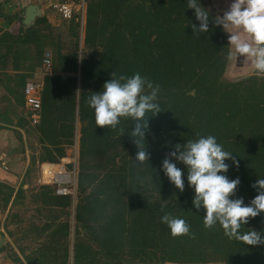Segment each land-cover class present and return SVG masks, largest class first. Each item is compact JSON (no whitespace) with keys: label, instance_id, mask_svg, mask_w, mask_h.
<instances>
[{"label":"trees","instance_id":"1","mask_svg":"<svg viewBox=\"0 0 264 264\" xmlns=\"http://www.w3.org/2000/svg\"><path fill=\"white\" fill-rule=\"evenodd\" d=\"M186 6V0H87L81 24L78 16L63 20L50 9L73 34L75 48L68 54L57 48L49 73L43 71L42 45L47 37L37 27L47 24L46 15L35 18L25 35L11 36L3 31L11 21L0 9V46L12 56V70L23 68L30 77L36 70L42 72L40 120L36 125L27 123L30 133L38 137L39 163L64 158V145L73 146L76 140V117L80 124L76 166L80 202L74 221L78 236L84 231L87 238L77 237L73 264H264V244L229 239L219 224L205 228L204 210L193 207L186 179L181 192L161 169L174 144L196 134H211L239 162L236 167L230 159L226 161L230 164L226 175L240 178L236 197L248 203L257 194L252 184L258 175L264 176V74L224 81L227 35L211 18L207 33H193L191 24L198 27L199 22ZM80 41L88 54L79 63ZM18 49L25 53L15 52ZM1 64L6 67L4 60ZM114 72L117 76L139 72L159 85L161 112L148 117L145 150L149 159L143 163L134 161L139 149L129 135L133 121L121 118L116 128L98 126L86 103L90 91H99ZM21 75L15 77H28ZM7 91L16 101H24L23 94L12 88ZM90 186L94 189L86 194ZM6 190L3 211L13 193ZM21 193L20 188L13 201ZM52 200L68 208L73 197L54 195ZM164 212L184 218L189 234L171 235L160 222ZM54 219L44 230L65 240L68 221L54 224ZM248 229L264 234V213L248 218L240 230ZM64 247L61 264L68 258Z\"/></svg>","mask_w":264,"mask_h":264},{"label":"clouds","instance_id":"2","mask_svg":"<svg viewBox=\"0 0 264 264\" xmlns=\"http://www.w3.org/2000/svg\"><path fill=\"white\" fill-rule=\"evenodd\" d=\"M186 8L194 10L199 26L191 24L193 33H207L210 18L228 34V58L243 57L252 70L264 74V0H231L222 15L211 17L210 10L201 0H186ZM150 90V91H146ZM159 85L139 72L132 75L111 74L99 91H90L86 103L94 112L95 124L101 127L116 128L121 118H130L134 126L129 135L138 146L134 161H148L145 150V133L149 127L148 117L161 112L158 103ZM144 144V147H141ZM225 150L214 135H198L176 143L162 161L161 169L169 182L181 192L187 185L192 189L191 203L197 210L203 208V225L212 228L219 224L224 235L246 245L264 244V234L255 229L241 231L248 218L264 213V176H259L252 184L257 194L245 203L243 197H236L240 184L237 176L230 179L226 173L239 162ZM183 164V169L177 166ZM186 174V175H185ZM235 197V198H233ZM163 211V206H162ZM160 222L166 224L173 236L186 235L190 225L182 217L164 212Z\"/></svg>","mask_w":264,"mask_h":264},{"label":"rangeland","instance_id":"3","mask_svg":"<svg viewBox=\"0 0 264 264\" xmlns=\"http://www.w3.org/2000/svg\"><path fill=\"white\" fill-rule=\"evenodd\" d=\"M212 2L213 0H205L204 7L208 8L211 14H214L213 11L214 7L212 6ZM28 4L35 5L37 7L40 6L42 8H45L46 10L45 15H47L48 17L47 24L46 25L39 24L37 27L41 29L43 36L47 37L45 38L47 40H45L42 47L44 48V54L47 52L50 53L51 63L54 61V54L57 48H59V50H61L62 53L64 54L73 52L75 48L74 47L75 40L73 34L71 33V31H69L67 26L62 23V21L56 16V14L52 10L46 8V3L43 0H0V9L3 10L4 14L11 21V23L9 25H6V27L3 29L7 30V32H9L11 36H17L21 32H23L21 35H25L24 34L25 28L33 26L35 23L34 22L35 19L33 21H29L28 23H26L27 25L24 22V12L26 8L30 6ZM25 6L27 7L25 8ZM77 21H79L81 24L80 17L79 20ZM2 25L3 24H1V27ZM81 39H82V35L80 34V40ZM15 52L20 53L21 55L25 53L24 49H18ZM11 53L14 54L13 51ZM86 54H88V52L86 51V49H84L83 46H81V41H80V46L77 53L79 63L85 57ZM232 64H233V59H229L227 67L222 77L223 80L226 82H235L239 79L250 76L254 73L252 69L251 70L250 69L247 70L246 68L234 69V65L232 67ZM49 72H51V69L48 70V73ZM31 75L33 76V74ZM28 77L29 79H27L28 81L26 80L27 82H37L39 80V77L37 76L33 78L32 77L30 78V76ZM79 92L80 90L78 89L77 93L79 94ZM77 99L79 102V97H77ZM28 128L30 129L31 127L28 126ZM79 129H80V124L76 117L75 143L73 146L64 145L65 157L59 159L57 163H50V162L38 163L41 147L38 145L37 134H35L34 132L30 133L29 135L30 139L28 141L29 142L28 149L31 152L29 157H30V164L32 165V169L30 170L32 171L31 174H29V177L25 176L26 179H24L23 182L25 184L27 183L29 184L28 186L29 189L27 190L28 196L26 197L27 199H25L24 197L22 201V206L12 204L10 206L9 214L7 215L6 219L5 216L2 215L3 212L2 214L0 212V215H2V218L0 220V228L3 229V234L5 235V237L6 236L8 237V243L4 247V248L7 247V252L6 251L1 252V256H0L1 257L0 261H2V263L8 262L10 260V262L12 261L13 263L25 264L27 260V259L25 260V256H26V258H30L31 260L33 259L35 260L34 262L39 264H61L62 261L61 250L63 249L62 247H64L65 245L67 246L68 256L71 259L73 254L72 248L73 245L77 243L78 240L77 237L80 238V236L82 237L84 236L85 239L87 238L85 236L84 231H81L79 236L77 231H75L76 223L74 221V214H75V209L77 208L80 202L77 186H76L77 192H75L73 197V199L75 200L71 201V203L73 202V206L70 205V207L68 208H63L59 206L60 204L59 201L54 202L50 198L51 193H53L54 188H56L54 184L47 183L50 184V186H52V191L51 189H46V187L39 185L41 182H43L42 173L45 169L48 168L46 167L47 164L54 165L53 167H51L53 169L49 170L50 172L51 171L57 172V170L64 169L62 166L64 167L71 166L76 168L77 158H78V148H79L78 146ZM30 131H32V128L30 129ZM37 151H38V155H34V153H36ZM32 158L33 160H31ZM45 174L44 177L50 178L47 177ZM77 176L78 175L76 170V176H75L76 184H77ZM97 180L99 181L100 178H98ZM35 184H38L40 188L37 189L38 185L36 186ZM95 185L96 183L94 184V186ZM94 186L88 187V189L86 190V194L90 193L94 189ZM100 198L102 201L104 200V196H101ZM26 202H29L30 204ZM2 209L3 207L1 208V211ZM5 212L7 211H4V214ZM12 215H15L16 218H13L11 220L8 219V217ZM51 217H56V219L53 220L55 221L54 224L68 221L69 236L65 240L60 234H55L54 231H50L48 233L44 232L45 226L50 223ZM11 221L14 224H12ZM3 223L5 226L6 223L8 224L7 230L3 227ZM58 235L61 236L60 239ZM88 242L90 245L94 247L92 241H88ZM9 252H11V255L9 254ZM7 255L9 256V258L7 257ZM19 256H21L24 259L25 261L24 263L20 260ZM69 258H67L66 261H64V264H69L68 263ZM164 264H172V263H164ZM208 264H223V263L212 262Z\"/></svg>","mask_w":264,"mask_h":264},{"label":"crops","instance_id":"4","mask_svg":"<svg viewBox=\"0 0 264 264\" xmlns=\"http://www.w3.org/2000/svg\"><path fill=\"white\" fill-rule=\"evenodd\" d=\"M230 3H231V0H213L212 6L214 7L213 9L214 14L222 15L223 12L227 10ZM27 6H25V8ZM38 8L41 10L40 17L45 16V12H46L45 8H42L40 6ZM226 35L228 36V34ZM4 50H5V47L1 45L0 46V57H1L2 62L3 60L4 62H6V65H5L6 67L3 68L4 66L1 64V61H0V74H1L0 75V190H1L0 192V212L1 214L3 212L2 215L5 216V219H6L7 215L9 214L10 206L12 204L22 206V201L24 197L25 199H27L26 197L28 196L27 190L29 189L28 188L29 184L27 182H26L27 184L23 182H24V179H26L25 176L29 177V174H31L32 170L30 169H32V165L30 164V157H29L31 152L28 149L30 131L28 130L29 128H28L27 123H29V120L27 119L28 117L26 118L27 112L24 106V101L23 102L16 101L15 98L13 96H10L7 91L8 88H12V90L22 94V88L25 85V83H27L28 81L27 79H29V77L26 78L27 80L26 81L23 78H16L15 76L16 75L22 76L21 74H25L28 76V74L30 73L26 72L23 68L21 69V71L12 70L11 68L12 56L6 55ZM232 59H233L232 67L234 65V69H239V68H246L247 70L252 69L248 61H243V57L238 56L236 60L235 56H233ZM32 74H33V77L35 76L39 77V80L37 82L40 83V78H42V72H40V70L39 71L36 70ZM25 118L27 119L26 124H25ZM34 155H38V151L34 153ZM35 185L37 186L38 184H35ZM39 185L46 187V189H51L52 191V186L50 185L47 186V185H43L42 183H40ZM39 185L37 189L40 188ZM6 188L12 189L13 193L11 194V197L9 199L8 206L4 210L7 212H5L4 214V211L3 209L1 211V208L3 207V200L5 199L4 194L7 193ZM20 188L22 190V193L20 194V196L16 198L15 201H13L16 191ZM54 195L55 194L51 193L50 198L53 199ZM55 196H58V195H55ZM74 200L75 199H73L72 201ZM53 201L56 202L55 200ZM26 203L30 204L29 202H26ZM71 206H73V202L71 203ZM2 215H0V220L2 218ZM13 218H16V216L12 215L8 217V219L10 220ZM12 224L14 223L12 222ZM7 225H8L7 223H6V226L3 223V227L6 230L8 229ZM44 232L48 233L50 231L44 230ZM0 235L2 236V238L5 239L4 244L0 247L1 249L0 256H1V252H5V251L7 252V247L6 248L4 247L8 243V237L7 236L5 237V235L3 234L2 228H0ZM58 237L60 239L59 235ZM15 252H18V251H15ZM9 254L11 255V252H9ZM7 257L9 258L8 255ZM19 257H20V260L24 263L25 262L24 259L21 256ZM25 259H26V256H25ZM34 261L35 260L32 259V264H39ZM70 261L71 259L69 258L68 263H70ZM0 264H18V263H13L12 261L10 262L9 260L8 262H4V263L0 261Z\"/></svg>","mask_w":264,"mask_h":264},{"label":"built area","instance_id":"5","mask_svg":"<svg viewBox=\"0 0 264 264\" xmlns=\"http://www.w3.org/2000/svg\"><path fill=\"white\" fill-rule=\"evenodd\" d=\"M46 3V8L52 9L56 12L63 20H71L73 17H80L82 22L84 7L87 0H43ZM51 67V55L49 52L44 54L43 57V71L48 72ZM41 92L42 84L38 82H27L25 83L22 94L24 97V106L28 114V120L31 125H36L40 120L41 111ZM62 165V164H61ZM54 165L47 164L42 173L43 185H50L52 183L56 186L54 188V194L58 196L69 195L74 197L76 192V168L75 167H64L62 170H52ZM42 169V168H41ZM46 173V174H45ZM44 174L47 177H44ZM69 264H73L70 261Z\"/></svg>","mask_w":264,"mask_h":264},{"label":"water","instance_id":"6","mask_svg":"<svg viewBox=\"0 0 264 264\" xmlns=\"http://www.w3.org/2000/svg\"><path fill=\"white\" fill-rule=\"evenodd\" d=\"M40 16H41V10L35 5H30L26 8L24 12V22L26 24L29 21H33L35 18ZM4 242L5 239L2 238V236L0 235V247L4 244Z\"/></svg>","mask_w":264,"mask_h":264}]
</instances>
